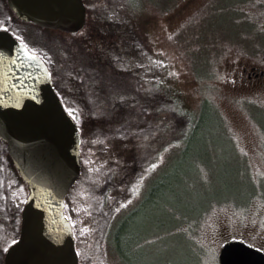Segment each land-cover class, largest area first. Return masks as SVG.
<instances>
[{"label":"rangeland","instance_id":"374dc122","mask_svg":"<svg viewBox=\"0 0 264 264\" xmlns=\"http://www.w3.org/2000/svg\"><path fill=\"white\" fill-rule=\"evenodd\" d=\"M142 2L134 16L144 25L150 52L125 50L121 57H114V38L97 28L84 31L74 41L65 33L30 26L29 37L59 39L75 55L82 53L88 61L87 54H93L108 67L118 57V68L129 73L138 70L144 85L163 94L165 107L172 105L169 99L175 90L182 107L199 109L208 99L212 119L202 125L190 146L169 145L162 150L154 170L143 156L161 139L157 129L134 143H107L103 152L98 142L89 141L80 178L67 194L71 217L79 209L94 211L96 185L111 173L121 195L116 207L119 215L142 199L155 175L168 171L165 183L146 206L148 215H143V209L129 222L131 228L146 218L139 260L129 253L133 261L219 264L221 247L233 238L262 250L264 76L248 75L252 69L264 71V0ZM124 17L128 14L123 13ZM152 78L154 82L149 81ZM94 230L91 225L89 234ZM94 240L91 264H122L108 242L104 240L100 253L102 239Z\"/></svg>","mask_w":264,"mask_h":264},{"label":"trees","instance_id":"16d2710c","mask_svg":"<svg viewBox=\"0 0 264 264\" xmlns=\"http://www.w3.org/2000/svg\"><path fill=\"white\" fill-rule=\"evenodd\" d=\"M142 1L84 0L87 9L86 26L78 33H67L21 20L7 0H0V24H6L5 30L16 33V37L23 39L30 50H35V53L46 61L52 73L53 85L65 109L77 124L82 137V170L89 141H93V144L94 141L98 142L99 146L103 147L100 150L103 152L107 143L112 145L119 143V146L130 141L134 143V139L153 135L157 129L161 139L153 142L148 155L143 156V159L149 160V169L154 170L152 165L162 150L169 145L172 148L177 144L185 143L190 146L195 135L201 132L202 125L208 124L212 119L208 99L203 101L199 109L182 107L175 90L171 92L172 100L169 99L172 105L165 107L163 94L157 92V89L155 91L154 88L144 85L138 70L129 73L118 68L120 60L118 57L114 58L108 67L105 61L101 63L93 54L85 53L91 56L88 61L82 53L75 55L71 48H67V45L59 39L29 37L30 26H35L41 32L65 33L74 41L80 39L84 31L97 28L102 31L100 34L114 38L111 49L114 57L115 55L121 57L125 50L136 54L140 53L137 52L138 49L150 52L152 44L144 25L142 22L138 23L137 16H134V11L140 8L139 5H143ZM123 13H127L128 17L122 19ZM149 81L154 82L155 79ZM155 103L158 107H154ZM113 123H116L117 127H113ZM116 136L119 139H113ZM168 173L161 171L155 175L156 178L153 179L142 199L130 208L124 207L122 211L120 209L119 215L116 213V207H119L121 195L118 193V184L115 183V175L112 173L103 183L99 182L96 185L98 195L94 200L95 207L92 213L86 208L79 209L73 219L66 196L65 214L73 226L80 264H91L93 237L94 243L98 238L102 239L97 249L100 253L104 248L105 240L122 264H138L130 258V254L135 256V260L137 258L139 260L141 241L145 237L143 225L146 218L142 219L140 225L131 228L129 222L146 209L156 192L165 183ZM79 178L70 189L76 185ZM110 192H113L115 199ZM28 193L29 187L15 167L7 143L0 137V264H3L5 253L13 244L12 241L16 242L19 238L21 211ZM148 213L146 209L143 215L146 217ZM91 225L95 230L89 234Z\"/></svg>","mask_w":264,"mask_h":264},{"label":"water","instance_id":"95a60500","mask_svg":"<svg viewBox=\"0 0 264 264\" xmlns=\"http://www.w3.org/2000/svg\"><path fill=\"white\" fill-rule=\"evenodd\" d=\"M17 16L37 25L78 33L87 21L84 0H7ZM0 137L29 193L18 240L4 264H79L66 196L82 170L81 133L38 54L24 55L20 39L0 29ZM30 50V49H29ZM263 76L264 71L253 72ZM251 75V73L249 74ZM219 264H264V252L227 240Z\"/></svg>","mask_w":264,"mask_h":264},{"label":"snow or ice","instance_id":"6c2138e0","mask_svg":"<svg viewBox=\"0 0 264 264\" xmlns=\"http://www.w3.org/2000/svg\"><path fill=\"white\" fill-rule=\"evenodd\" d=\"M6 24H0V29H6ZM13 37L16 36V33H11ZM20 45L24 50V55L28 57H35V50H29L28 45L23 41V39H20ZM0 47H3V45H0ZM71 111V110H69ZM152 167H155V165H152ZM12 243H15V241H12ZM6 250V249H5ZM264 250V249H262Z\"/></svg>","mask_w":264,"mask_h":264},{"label":"flooded vegetation","instance_id":"af4514ba","mask_svg":"<svg viewBox=\"0 0 264 264\" xmlns=\"http://www.w3.org/2000/svg\"><path fill=\"white\" fill-rule=\"evenodd\" d=\"M253 72H259V71H256V69L254 70V69H252L251 71H249V74L251 73V75H248L249 77H252V76H255V74L253 73ZM253 74V75H252ZM258 76H260V75H258ZM263 76H264V74H263Z\"/></svg>","mask_w":264,"mask_h":264}]
</instances>
